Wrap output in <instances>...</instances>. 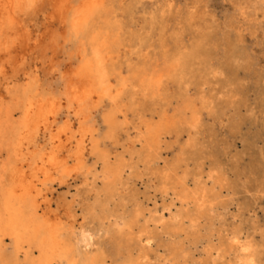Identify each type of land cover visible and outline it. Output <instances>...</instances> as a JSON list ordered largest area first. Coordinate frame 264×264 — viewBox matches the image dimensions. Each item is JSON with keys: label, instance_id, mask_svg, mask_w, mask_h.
<instances>
[{"label": "bare ground", "instance_id": "bare-ground-1", "mask_svg": "<svg viewBox=\"0 0 264 264\" xmlns=\"http://www.w3.org/2000/svg\"><path fill=\"white\" fill-rule=\"evenodd\" d=\"M37 1L0 0V57L14 52L18 35L35 49L21 18ZM46 1L81 38L76 66L63 76L78 128L69 120L65 138L52 135L61 100L31 85L14 98L17 110L1 109L0 264H264V225L247 221L251 233L240 224L226 237L218 211L228 209L227 180L201 161L214 143L208 129L229 118L239 94L264 88L237 16L223 28L195 3L127 0L119 10L107 0ZM238 3L239 13L244 4L264 12V0ZM104 101L99 134L93 113ZM65 173L62 201L73 210L79 196L88 200L78 230L51 213L53 177ZM259 174L264 184V168ZM138 176L156 180L169 202L141 198ZM80 177L84 189L72 194Z\"/></svg>", "mask_w": 264, "mask_h": 264}, {"label": "rangeland", "instance_id": "rangeland-1", "mask_svg": "<svg viewBox=\"0 0 264 264\" xmlns=\"http://www.w3.org/2000/svg\"><path fill=\"white\" fill-rule=\"evenodd\" d=\"M79 1L70 0L75 6ZM166 1L160 0L158 6H162ZM171 1H174L177 7L178 5L185 7V4L190 3L197 4L199 9L207 14L209 23L215 19L216 24L223 26V28L226 21L237 16V24L240 27L245 45L251 50L253 59L255 58L254 61H256L252 74L253 76H258L260 73L264 74L263 11L257 12L249 4H244L241 5L242 10L239 13L238 0ZM106 3L109 7L120 10L125 8L127 0H107ZM241 13L247 14L238 15ZM26 14L28 15H23L21 19H24L25 29L30 34L29 37L34 40L32 44H35V49L27 48L26 50L25 47H22L23 43L18 38L21 35H18L17 40L11 46V50L14 49V52L0 57V111L2 108L17 110L19 105L14 98L22 96L27 91L26 85H31L29 87L34 89L35 93L61 100L62 106L57 109L58 119L52 125V132L50 133L65 138L64 135L68 132L66 124L69 120L75 125L74 130H77L78 126L75 119H71L72 116L67 113V103L63 95V76L71 72L76 66L81 38L72 36L70 31L61 26L57 14L54 15L53 6L46 0H38ZM121 19L125 22L134 21V14L128 19V16H124L122 13ZM226 30L228 29L226 28ZM20 34H23V31ZM14 38L16 39V37H13V41ZM243 75L241 72V78ZM239 98L241 101L243 98V101H238L236 108L230 109L229 118H222L223 122L220 121L222 123L216 122L215 127L212 125L208 129L209 131L214 130V143L206 146L205 155L201 159L207 171L211 169L214 171L221 170L220 176H225L227 180L223 183L222 200L227 204L228 209L224 212L219 207L218 211L223 215L220 218L227 222L224 227L227 238H230L228 236L230 228L240 224L244 228V233L247 234L249 232L247 231L249 227L246 224L247 221L251 223L250 226L256 223L264 225V184L259 174L264 168V88L260 91V88L251 87L246 92L239 94ZM107 104V101L100 103L93 113L92 124L99 129V134L105 125V113L109 111ZM48 138L49 135H46L45 138L42 135L39 137L41 142H47ZM248 142L253 143L251 147L247 146ZM254 157L260 159L257 160ZM92 162L93 160L89 164ZM140 170L142 171V168ZM26 171L29 176L30 171L25 168ZM138 177L137 187L140 190L141 198L144 200L154 198L160 207L164 202H169L168 199L162 198L159 191L157 192L159 185L156 180L150 181L148 177ZM67 179L66 173L56 174L53 177L54 198L51 213L52 215L59 214L69 226L78 230L86 225L85 210L88 200L86 201L83 196H79L77 207L73 210L69 209V204L62 201L63 195L67 192L62 183ZM261 183L263 187L260 186ZM77 189L80 192L84 189L81 177L77 184L72 186V194L76 193ZM93 196L95 197L94 193ZM240 210L243 214L241 216H239ZM216 225L217 228L220 227V220L216 222Z\"/></svg>", "mask_w": 264, "mask_h": 264}, {"label": "snow or ice", "instance_id": "snow-or-ice-1", "mask_svg": "<svg viewBox=\"0 0 264 264\" xmlns=\"http://www.w3.org/2000/svg\"><path fill=\"white\" fill-rule=\"evenodd\" d=\"M244 250H245V251H247V249H246V248H245ZM241 264H243V262H241Z\"/></svg>", "mask_w": 264, "mask_h": 264}]
</instances>
